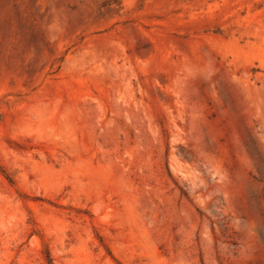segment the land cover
<instances>
[{
    "label": "rangeland",
    "instance_id": "1",
    "mask_svg": "<svg viewBox=\"0 0 264 264\" xmlns=\"http://www.w3.org/2000/svg\"><path fill=\"white\" fill-rule=\"evenodd\" d=\"M264 264V0H0V264Z\"/></svg>",
    "mask_w": 264,
    "mask_h": 264
},
{
    "label": "trees",
    "instance_id": "2",
    "mask_svg": "<svg viewBox=\"0 0 264 264\" xmlns=\"http://www.w3.org/2000/svg\"><path fill=\"white\" fill-rule=\"evenodd\" d=\"M47 259H48V264H51L50 260H49V257L47 256Z\"/></svg>",
    "mask_w": 264,
    "mask_h": 264
}]
</instances>
